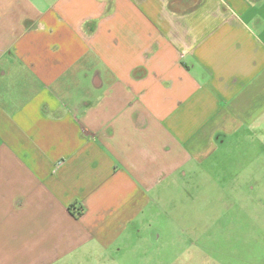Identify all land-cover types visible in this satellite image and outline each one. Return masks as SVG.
Segmentation results:
<instances>
[{"label": "crops", "instance_id": "0c3cea01", "mask_svg": "<svg viewBox=\"0 0 264 264\" xmlns=\"http://www.w3.org/2000/svg\"><path fill=\"white\" fill-rule=\"evenodd\" d=\"M260 128L264 0H0V264L119 257Z\"/></svg>", "mask_w": 264, "mask_h": 264}, {"label": "rangeland", "instance_id": "374dc122", "mask_svg": "<svg viewBox=\"0 0 264 264\" xmlns=\"http://www.w3.org/2000/svg\"><path fill=\"white\" fill-rule=\"evenodd\" d=\"M256 134L166 186L135 248L90 264H264V128Z\"/></svg>", "mask_w": 264, "mask_h": 264}, {"label": "trees", "instance_id": "16d2710c", "mask_svg": "<svg viewBox=\"0 0 264 264\" xmlns=\"http://www.w3.org/2000/svg\"><path fill=\"white\" fill-rule=\"evenodd\" d=\"M174 5H176V4H174Z\"/></svg>", "mask_w": 264, "mask_h": 264}]
</instances>
